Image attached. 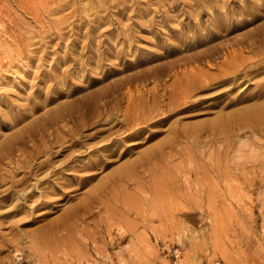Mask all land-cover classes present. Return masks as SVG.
<instances>
[{
    "label": "rangeland",
    "instance_id": "rangeland-1",
    "mask_svg": "<svg viewBox=\"0 0 264 264\" xmlns=\"http://www.w3.org/2000/svg\"><path fill=\"white\" fill-rule=\"evenodd\" d=\"M263 30L264 0H0V149L14 144L0 162V264H264V113H241L264 102V63L196 93L150 126L149 140L147 130L101 154L97 169L63 177L50 167L27 180L14 169L18 156L33 166L34 146L74 129L62 118L47 124L63 107L77 115L78 100L126 78L169 84L148 71L233 38L261 49ZM29 129L37 137L15 143ZM158 144L148 171L113 180Z\"/></svg>",
    "mask_w": 264,
    "mask_h": 264
},
{
    "label": "bare ground",
    "instance_id": "bare-ground-1",
    "mask_svg": "<svg viewBox=\"0 0 264 264\" xmlns=\"http://www.w3.org/2000/svg\"><path fill=\"white\" fill-rule=\"evenodd\" d=\"M258 32H264V30ZM253 43H248L244 38H233L228 43H224L219 47H212L203 54L190 56L184 61L183 66L180 63H173L167 67L152 68L148 71L150 75L157 77L165 74L173 78L169 84L161 82L152 89L140 88L130 78L121 80L112 86L96 89L92 97L75 101L74 108L77 115H69L71 113L69 112L70 107H63L58 113V118L47 119V124H54L59 118L67 120V122L71 121L74 123L73 130L68 129L63 131L62 134L55 135L49 142V147L45 145L42 147L34 146L27 155L31 163L34 161L35 165L33 166L30 163L29 166L25 165V158L19 159L18 156L15 159L17 164H15L14 169L18 171L24 168V180H27L50 167L54 170L50 176L61 175L63 177L66 176L64 174L65 169L99 168L103 163L101 154L108 151L113 155L117 148L127 141H131L130 144L139 143L137 139L141 138L140 136L147 130H149V134L144 138L149 140L156 133L148 128L162 124L167 118L168 112L176 107L184 106L182 108L184 109L191 105L194 102L191 98L196 93L212 85L232 84L237 80L247 78L250 73L264 63V47L261 49L256 48V50H244L246 46ZM245 51L247 53H244ZM212 60L214 61L213 64L210 63ZM204 62L208 63L207 69H203L199 65V63ZM122 97H126L124 105L121 104ZM241 113L246 116L251 113L263 114L264 102L248 106ZM95 127L96 129L90 133H82V130L86 128L93 129ZM103 132H106V134L101 136L95 148L86 146L89 140L98 138L100 133ZM36 137L37 135L31 133L29 129L27 132L19 133L15 143H22L26 138L34 140ZM12 143L5 144L0 149V162L5 157H13L14 144L12 145ZM54 144H58L60 147L53 150ZM80 148L84 150L81 151ZM66 149H71V154L77 153L72 155L64 165L60 167L53 165L55 163L54 157ZM160 149L159 144L155 145L135 160H131L124 170L114 172L111 177H113V180L135 179L139 172L145 173L144 171H148L147 165L153 161L152 159L156 154L160 155L162 151H159ZM91 154L93 157L86 161H81V157H79ZM125 171H128L127 175H120ZM89 177L88 175L83 179ZM45 182L54 181L48 178L42 181L41 185ZM153 188H155L154 185ZM31 195H33L32 191L29 192V196Z\"/></svg>",
    "mask_w": 264,
    "mask_h": 264
}]
</instances>
